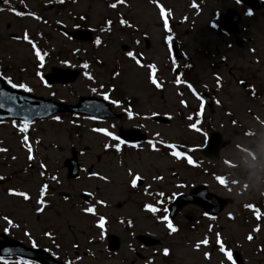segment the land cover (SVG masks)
<instances>
[{
  "label": "rangeland",
  "instance_id": "374dc122",
  "mask_svg": "<svg viewBox=\"0 0 264 264\" xmlns=\"http://www.w3.org/2000/svg\"><path fill=\"white\" fill-rule=\"evenodd\" d=\"M114 2L9 0L4 4L0 0V76L9 77L13 83H25L35 96L67 105L76 104L79 97L102 98L98 93L107 92L110 99L120 101L119 108L112 105L114 112H125L127 103L133 112L132 119L125 116L119 120L59 114L54 115L59 121L53 116L35 121L23 134L13 127L14 121L0 125V148L6 149L0 152V177L4 178L0 180V217L7 216L19 225L9 228L8 236L31 246L24 235L27 231L37 248L48 249L56 259L73 264H232L218 250V233L226 249L237 251L244 264H264V220L258 224L250 212L239 213L240 204L258 199L259 192H264V121L260 105L264 102V7L248 16L247 7L234 0H157L167 13L169 28L165 31L159 9L151 0H124L113 9L109 5ZM9 8L35 13L40 19L18 17ZM228 8L241 16L234 35L225 33L220 26L219 15ZM121 19L131 27L122 26ZM76 30L91 31L94 41L99 38L101 43L82 42L67 35ZM25 32L42 55L47 53L42 66H38L40 62L31 46L16 38ZM167 37H171L168 43ZM172 43L181 55L180 62L173 58ZM124 48L141 59L144 66L128 58ZM186 59L192 67L185 76L197 85V92L207 85L209 88L216 76L223 81L216 90L218 104L204 114L200 131L186 130L184 118L194 108L190 106L198 104L184 84L175 83L177 78L183 80L174 71ZM85 63L86 69L82 67ZM149 64L156 69L154 75L160 88L148 79ZM53 68L80 69V74L69 84L48 85L44 77ZM37 71L40 77L36 76ZM85 72L93 80H88ZM238 81L244 82L243 86ZM249 84L254 85L258 96H249ZM93 87L97 93L91 91ZM181 100L186 104L182 105ZM156 115L168 117L169 125L154 123L151 117ZM208 125L223 140L231 142L219 155L230 169L220 163L217 167L230 171L233 177L232 168H242L247 172L244 184L248 190L232 193V203L212 222L202 218L197 207L183 208L173 221H167L176 228L171 232L162 219L167 216L164 210L168 199L187 193L198 183L208 184V189L219 196L227 195L219 189L223 186H215L207 176L191 171L187 165L190 158L171 155L173 150L183 153V147L190 146L194 150L191 159H199V150L204 146L200 134ZM97 127L116 135L120 130L138 129L145 142L135 147L124 143L119 152L114 146L106 150L105 143L116 142L93 132ZM25 135L33 149L32 160H28L22 143ZM251 142H255L258 159L246 150ZM71 149L76 151L79 173L77 178L68 180L63 162L70 157ZM42 163L44 169L40 167ZM89 169L98 175L90 176ZM129 172L139 175L142 185L131 187ZM53 175L57 181L51 179ZM43 178L48 185L45 206L37 213ZM9 189L26 192L30 199L9 195ZM83 195L90 201H85ZM145 204L157 211L145 210ZM87 207H92L94 213L84 212ZM101 216L105 218L103 229L96 226ZM5 227L9 226L0 219V232ZM45 231L51 233V238L43 235ZM108 234L121 241L116 253L107 250ZM249 235L254 240H248ZM138 236H146L157 244L143 246L137 241ZM205 237L208 244L196 249V243ZM164 249H168L167 256ZM205 252L210 254L207 259ZM5 261L21 262L9 259L0 260V264Z\"/></svg>",
  "mask_w": 264,
  "mask_h": 264
},
{
  "label": "water",
  "instance_id": "95a60500",
  "mask_svg": "<svg viewBox=\"0 0 264 264\" xmlns=\"http://www.w3.org/2000/svg\"><path fill=\"white\" fill-rule=\"evenodd\" d=\"M241 3L244 5L249 6L252 9H260L264 4L259 0H241ZM223 27L224 30L230 33H234L236 29V25L240 20V16L236 14L233 10H228L225 15L222 17ZM71 36L75 37L79 40L90 41L91 40V33L90 32H76L70 34ZM56 75L47 76L49 83H54L56 81L62 83H70L76 79L78 75V71L68 72V71H55ZM0 92L4 95L0 96V121L7 119V118H14V119H22L31 121L35 118H42L53 113L58 112H74V113H82L87 115H93L98 118H105V117H113L111 114V106L105 104L102 100H97L95 98H81L79 103L72 107V106H64L61 104H56L51 100H44L40 98H36L30 96L28 94H24L17 91H11L8 87L5 86L4 82L0 80ZM11 109V111H9ZM155 121L160 122L161 119L154 118ZM121 138L127 141H138L141 140V137H138L136 132L135 133H126L121 132ZM214 138H212L210 142V149L215 152L218 150V146L213 147ZM253 149V148H250ZM72 159L65 161V166L68 169L67 178L72 179L75 178L78 172L77 164H76V157L75 153L72 154ZM140 184V182H138ZM201 188H198L191 192L189 196H180L176 199V201L169 207L170 211V218L174 217L176 211L187 204L190 203H197L194 195L198 192ZM211 199V198H209ZM212 203L214 206L215 201L212 198ZM225 202L221 203V206L218 209L210 210L206 208L207 213L209 214H217L221 208L223 207ZM3 240H0V256H20L27 259H32L38 261L42 264H62L60 262L55 261L52 259L48 254L41 250H32L24 247L23 245L8 240L6 237L1 236ZM140 241L145 243L146 245H151L153 242H150L148 239L140 237ZM110 250H117L119 245L116 238L110 236ZM236 261L240 264L239 258L237 255Z\"/></svg>",
  "mask_w": 264,
  "mask_h": 264
},
{
  "label": "snow or ice",
  "instance_id": "6c2138e0",
  "mask_svg": "<svg viewBox=\"0 0 264 264\" xmlns=\"http://www.w3.org/2000/svg\"><path fill=\"white\" fill-rule=\"evenodd\" d=\"M8 2H9V0H3V3L4 4H8ZM49 2L51 3V0H49ZM57 2L58 3H62L63 0H57ZM151 2L156 6V8L159 9V15H160L161 20L163 21V27H164L165 31H167L168 28H169V25H168V21L166 19L167 13H166L165 9L159 3H157V0H151ZM21 3H23V0H21ZM123 3H124V0H115L114 3H112L111 5H109V7L115 9L117 7V5H120V4H123ZM235 3L237 5H239V4H241V0H235ZM193 7H195V5H193ZM0 10H2V9H0ZM8 11L12 12L14 15H16L18 17L19 16H23V15H29V16H32L34 19H37V20L40 19V17L37 16L35 13H31V12L24 13V12H21V11H17V10H15L13 8H9ZM245 15L251 16L252 15V12L249 10V11H247L245 13ZM81 19H84V17H81ZM119 22H120V24L122 26L131 27V25H129L128 22L126 20H124V19H121ZM106 23L110 24L111 21H106ZM211 27L215 28L216 27V24H212ZM101 31H103V29H101ZM16 38L17 39H22L23 41H25L27 44H29L31 46V48L33 50V53L35 55L36 60L40 62V65H38V66H42L43 61H44V56L47 55V53H44L43 55L41 54V52L38 49L37 45L33 42L32 39H30V37L27 34V32H25L22 37H16ZM170 40H171V37H167L166 40H165V42L168 43ZM94 43L96 45H99L101 43V41H100L99 38H97L94 41ZM125 55L128 58H130L131 60H133L138 66H141V67L144 66L142 64L141 59H139L132 51H127L125 53ZM82 67L86 69V68H88V65L85 63V64L82 65ZM147 68L149 69L148 79L150 80L151 84H153L156 88H160L161 87V84L157 81V79L155 78V75H154V73L156 71L155 67L153 65H150L149 64V65H147ZM84 75H85V77L88 80H90V81L93 80V77L91 75H89L87 72H85ZM36 76L37 77H40L41 76V73L39 71H37L36 72ZM216 79H217V82H219V79H220L219 76H216ZM0 80H4L13 89H17L18 88V89H21V90H23L25 92H30L31 91V88H29L25 83H13L12 80L9 77L0 76ZM175 83L179 85L181 83L180 78H177L176 81H175ZM241 84L243 86V82H241ZM45 86H47V85H45ZM188 87H189L190 91L192 92V95L195 96L197 98V100H200L199 95L195 92V90L192 88V86L191 85H188ZM101 88H103V85H101ZM91 91L93 93H97L98 90H97V88L93 87L91 89ZM98 94L103 98L104 101H107L109 104L114 105V106H116L118 108L120 107V101L110 99V96H109V94L107 92L101 91ZM3 95L4 94L2 92H0V96H3ZM180 103L182 105H185L186 104V101L181 100ZM200 103H201V105H203V101L202 100L200 101ZM0 107H3V105H0ZM9 111H11V109H9ZM124 111H125V113H126V115H127V117L129 119H132L133 118V112L131 111L130 108L129 109H125ZM199 114L200 113H197V115H199ZM52 119L53 120H56V121H59L60 118L58 116H53ZM93 119H94V117H93ZM188 119L191 120L192 117L189 116ZM28 126H29V121L28 120H21L20 123H19V125H17L15 122L13 123V127L14 128L18 127L19 132L22 133V134L25 133L28 130ZM190 127L195 128V125L190 124ZM92 131L95 132V133H101V134H103V136H105L107 138H110L112 141H115L116 142L114 145H110L108 143H105L103 147L106 150L109 147H113L114 146L115 147V150L117 152H119L120 151V148H121V145H123L125 143V141L122 140V139H120V137L118 135L114 134L113 132L109 131L106 128H99V127H97V128H93ZM22 143H23L24 147L27 149V152H28V160L34 159L33 149L30 146L29 139H28V137L26 135L22 137ZM148 143L149 144H152L153 142L152 141H149ZM133 147H135V145H133ZM167 147L170 148V149H174V146L171 145V144H168ZM3 151H6V149L0 148V152H3ZM171 155L173 157H176V158H180L181 157V153L178 152V151H175V150H173L171 152ZM188 163L189 164H192V160L191 159H188ZM40 167H41V169H44L45 168V165L42 163L40 165ZM88 171H89L90 176H97L98 175L97 173L91 172L90 169ZM129 175H131V181H130L131 187H133V188L137 187L138 181L140 180L139 175H132L131 172H129ZM41 176H43V172H41ZM2 179H4V178L3 177H0V180H2ZM51 179L53 181H57L58 180V177L55 176V175H53L51 177ZM99 179L105 180L106 178L103 177V176H99ZM156 179H160V177H156ZM47 188H48V185L47 184H42L39 187L38 199L36 201V203L38 205V207L36 208V212L37 213H40V212H42L44 210V206H45L44 197L46 195ZM9 195L22 197L23 200H25V201H28L30 199V196L26 192H23V191H15L13 189H9ZM159 195L162 196L163 193H160ZM97 203L98 204L99 203H102V201H97ZM245 207L246 208H253V206L250 205V204L249 205H245ZM144 209L147 210V211H149V212H152V213H155L157 211V209L155 207H153L152 205H149V204H145L144 205ZM83 211L86 212V213H94V209L92 207H87V208L83 209ZM164 211H167V210L165 209ZM256 215H257V219H259L260 218V214L257 212ZM0 219H3L5 221V223L9 226V227H5L3 229V231L5 233H7L9 231V228L19 227V225L15 224L13 222V220L10 219V218H8L7 216L0 217ZM162 219L164 221H166V222L168 221V217L166 215ZM120 223H124V221H120ZM96 226L98 228H100V229H103L104 228V226H105V218L103 216H101L99 218V221H98V223H97ZM128 226L129 227L131 226V221H128ZM166 227L171 232H175L176 231V228L172 225L171 222H167L166 223ZM256 230L257 229H253V231H256ZM24 235L29 238V241H30L31 246L33 248L37 247L36 242L34 240H32V238H31V233L25 231L24 232ZM43 235L45 237H47V238H51V233H49L47 231H45L43 233ZM100 239L101 240L104 239V232L103 231L100 232ZM247 239L248 240H252L253 237L251 235H249L247 237ZM207 244H208V239H207V237H205L203 240H200V241H198L196 243L195 248L196 249H199L201 247V245H207ZM216 244L218 245L219 252L222 253L223 256L226 257V259L229 262H231L232 261L233 254L229 250L226 249V247L222 243L221 238H220V235L218 233L216 235ZM73 247H77V246L74 245ZM45 251H48V249H45ZM163 254L165 256H167L169 254L168 249H164L163 250ZM204 256L207 259V258H209L210 254L207 253V252H205L204 253ZM77 259H79V257H77ZM4 264H7V262L5 261ZM18 264H28V262L27 261L18 262ZM64 264H73V262L70 261V260H66L64 262Z\"/></svg>",
  "mask_w": 264,
  "mask_h": 264
},
{
  "label": "flooded vegetation",
  "instance_id": "af4514ba",
  "mask_svg": "<svg viewBox=\"0 0 264 264\" xmlns=\"http://www.w3.org/2000/svg\"><path fill=\"white\" fill-rule=\"evenodd\" d=\"M215 94V96H216V93H214ZM248 94H251L250 92H248ZM253 95H255V96H258V91H256V92H253L252 93ZM217 98V97H216ZM218 99V98H217ZM212 106V105H211ZM211 106H209L208 108H211Z\"/></svg>",
  "mask_w": 264,
  "mask_h": 264
}]
</instances>
